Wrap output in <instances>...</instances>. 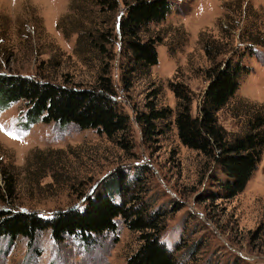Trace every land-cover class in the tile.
Returning <instances> with one entry per match:
<instances>
[{"label": "rangeland", "instance_id": "374dc122", "mask_svg": "<svg viewBox=\"0 0 264 264\" xmlns=\"http://www.w3.org/2000/svg\"><path fill=\"white\" fill-rule=\"evenodd\" d=\"M118 1V8L107 12L95 0H0V73L81 87L94 86L107 73L115 101L130 120L128 147L122 148L72 125L38 123L24 130L21 103L1 111L0 208L44 215L66 210L120 170L141 176L146 197L169 212L163 238L172 250L183 248L176 256L183 255L184 264H264V150L241 193L231 199L211 195L223 174L213 161L180 144L173 124L177 101L168 87L186 86L196 115L211 65L204 46L222 49L215 61H223L253 42L238 40L250 29L260 41L253 44L256 56L243 61L250 73L234 101L217 114L229 136L242 132L246 117L239 110L233 118L231 107L243 101L264 105V0H170L166 19L143 33L157 43L158 63L129 84L123 80L127 58L118 30L125 6ZM100 36L107 43L103 50L92 45V39L101 45ZM149 101L171 109L172 117L158 123L162 134L145 138L135 118ZM137 236L119 223L115 233L89 249L72 239L56 243L48 231L32 246L23 238L0 240V264H127Z\"/></svg>", "mask_w": 264, "mask_h": 264}, {"label": "trees", "instance_id": "16d2710c", "mask_svg": "<svg viewBox=\"0 0 264 264\" xmlns=\"http://www.w3.org/2000/svg\"><path fill=\"white\" fill-rule=\"evenodd\" d=\"M102 11L112 12L118 0H95ZM125 11L118 24L121 48L126 53L127 68L124 83L136 75L147 74L158 63L157 43L144 38L151 24L163 22L171 12L170 0H122ZM251 9H249L250 11ZM247 12V18L249 15ZM246 27V26H245ZM252 29V28H251ZM238 40L246 37L241 51L231 52L223 61L216 46H204L211 65L205 71L207 86L201 96L196 115H192V93L181 83H168L176 98L174 127L180 144L217 164L223 174L218 183L216 198L231 199L241 193L257 170L264 150V105L242 102L232 106L233 118L242 110L245 115L243 131L229 136L218 124L217 114L235 99L241 79L250 73L244 64L246 56L255 57L253 44L260 41L250 29L244 28ZM92 39L93 47L103 50ZM243 41V40H242ZM230 51V50H229ZM152 97H157L154 91ZM21 103L24 112L20 127L28 130L38 123L58 127L72 125L79 130H93L122 148L128 147L126 137L130 120L115 101V92L107 73L100 75L92 87L53 83L23 75L0 73V112ZM147 111L136 114V122L144 137L162 134L158 123L172 117L171 109L159 108L154 101L146 105ZM102 187L86 194L76 206L52 212L49 215L29 211H10L0 208V240L9 244L18 238L32 246L37 236L48 231L51 239L62 243L67 239L79 242L83 249L96 246L98 239L113 234L122 223L130 232L137 233L138 247L127 258V264H184L163 238L168 211L164 206L154 207L146 197V187L139 175L119 171L106 176ZM188 248V253L190 250Z\"/></svg>", "mask_w": 264, "mask_h": 264}]
</instances>
